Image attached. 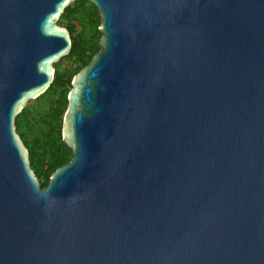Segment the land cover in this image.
Listing matches in <instances>:
<instances>
[{
    "label": "water",
    "instance_id": "1",
    "mask_svg": "<svg viewBox=\"0 0 264 264\" xmlns=\"http://www.w3.org/2000/svg\"><path fill=\"white\" fill-rule=\"evenodd\" d=\"M78 0H0V264H264V0H87L72 160L41 187L16 130Z\"/></svg>",
    "mask_w": 264,
    "mask_h": 264
},
{
    "label": "trees",
    "instance_id": "2",
    "mask_svg": "<svg viewBox=\"0 0 264 264\" xmlns=\"http://www.w3.org/2000/svg\"><path fill=\"white\" fill-rule=\"evenodd\" d=\"M57 24L67 28L71 37V51L62 59L68 65L63 67L61 61L55 64L49 89L30 101L16 118L17 133L28 150L31 168L42 188L58 168L72 160V151L62 139L68 94L74 76L100 51V16L92 3L87 0L72 3Z\"/></svg>",
    "mask_w": 264,
    "mask_h": 264
},
{
    "label": "rangeland",
    "instance_id": "3",
    "mask_svg": "<svg viewBox=\"0 0 264 264\" xmlns=\"http://www.w3.org/2000/svg\"><path fill=\"white\" fill-rule=\"evenodd\" d=\"M82 62H84V60L81 59ZM61 64L63 65V67H66L68 65V62L66 61H61Z\"/></svg>",
    "mask_w": 264,
    "mask_h": 264
}]
</instances>
